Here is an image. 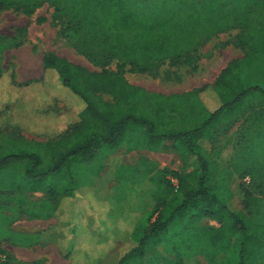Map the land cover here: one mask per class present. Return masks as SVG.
Wrapping results in <instances>:
<instances>
[{
	"label": "trees",
	"instance_id": "1",
	"mask_svg": "<svg viewBox=\"0 0 264 264\" xmlns=\"http://www.w3.org/2000/svg\"><path fill=\"white\" fill-rule=\"evenodd\" d=\"M234 1L210 0L208 11L203 12L202 3L196 0H0V9L32 12L44 3H51L60 13L67 9L68 22L77 33H84L88 41H101L110 54L142 72L158 73L167 59L174 65L196 62V52L207 40L239 26L249 48L244 58L233 60L222 70L213 85L169 96L150 94L132 85L120 70L90 71L65 57L45 53L42 82L15 84L8 93L10 102L23 108L19 113L40 110L41 101L31 102L26 95L33 90L36 94L42 83L56 98L72 100L77 108L75 120L59 139L34 147L16 141L5 151L0 147V170L27 160L31 166L26 180L37 184L71 169L76 161H89L101 148L116 150L126 145L128 150L158 151L169 144L182 149L184 162L198 160L201 168L181 177L176 193L160 201L154 220L148 215L142 217L144 213H137L135 218H115L107 204L102 205L97 198L92 202L82 198L83 187L62 188L57 181L41 190L51 198L59 195L55 209L61 213V228L45 231L33 242L56 243L70 264H84L79 255L86 248L85 242L93 241L95 251L107 247L104 260L102 253L86 254L91 264H100L108 261V252L118 244L110 238L126 235V241L111 255L112 264H154L164 235L186 236L199 221L211 219L221 227H197L201 235L189 245L183 243L184 247L182 241L174 242L175 261L165 264H182L188 255L202 256L209 264H264V164L250 167L251 163L241 174L245 179L252 177L248 183L239 184L245 210L241 214L229 207L221 193L231 184L229 178L221 187L216 184L218 165L210 160L205 146L207 140L215 141L218 127L229 114L246 113L248 98L259 102L263 124L253 140L264 145V33L258 37L254 34L251 11L245 16L236 13ZM7 46L0 36V53ZM98 91L111 93L114 101L103 100ZM210 91L220 98L213 109L203 103ZM196 106L204 115L191 128H158L167 110L178 115L189 110L195 114ZM60 120L64 121L63 117ZM140 127L146 130L135 139L133 131ZM11 260L7 257L4 264Z\"/></svg>",
	"mask_w": 264,
	"mask_h": 264
},
{
	"label": "rangeland",
	"instance_id": "2",
	"mask_svg": "<svg viewBox=\"0 0 264 264\" xmlns=\"http://www.w3.org/2000/svg\"><path fill=\"white\" fill-rule=\"evenodd\" d=\"M196 1L202 3L203 12L208 11L210 0ZM239 1H234V11L243 16L251 11L249 21L253 23L254 34L262 36L264 0ZM67 13V9L57 12L51 3H44L32 12L0 9V36L8 45L0 53V147L3 151L16 141L34 147L37 143L59 139L75 120L73 113L77 108L72 100L56 98L42 83L36 94L33 90L26 95L31 102L41 101L40 110L19 113L23 108L10 102L8 93L16 87L15 84L42 82L45 53H55L90 71L120 70L132 85L150 94L169 96L188 94L213 85L222 70L233 60L244 58L249 50L242 35L243 28L239 26L207 40L198 48L196 62L174 65L167 59L161 63L158 73L142 72L123 58L110 54L101 41H88L84 33H77L76 27L68 22ZM211 66L216 68L210 70ZM97 95L105 101H114V96L106 91H98ZM219 99L216 93L210 91L209 95H204L203 103L213 109L220 103ZM245 106L246 113L229 114L218 127L220 132L213 138L215 141L210 139L205 143L210 160L217 163L220 172L216 184L221 187L225 178H229L231 184L222 188L221 193L229 207L241 214L245 210L239 184L252 180L249 176L242 178L241 174L251 163L250 167L264 164V145L253 140L263 124L259 114L261 108L259 102L252 98L247 99ZM195 112L193 114L189 110L178 115L167 110L161 115L158 128L166 131L191 128L204 115L201 107L196 106ZM62 117L64 121L60 120ZM145 130L142 127L134 130L133 137L140 139ZM20 147L25 148V145ZM181 152L182 149L173 144L158 151L128 150L126 145L116 150L101 148L89 161H76L71 169L65 168L60 175L37 184L26 180V171L31 166L27 160L0 170V264H4L7 257L12 259L10 264H66L55 246L33 242L36 234L46 231L56 221L49 216L55 212L59 195L51 198L46 190L41 189H48L57 181L62 188L83 187L84 199L90 202L100 196L115 218H135L137 213H144L142 217L148 215L154 220L160 201L176 193L174 182L179 183L181 177L201 168L198 160L184 162ZM197 227L218 230L221 225L215 220L202 219L186 236L164 235L165 240L158 245L153 263H174L173 243L182 241V247L183 243H193L194 237L201 235L197 233ZM120 239L116 240L115 250L108 252V261L100 264L113 263L111 255L122 245L125 236ZM85 246L79 255L80 262L91 264L86 254L91 257L94 253H102V259L107 258L104 254L107 247L98 252L93 249V241H86ZM182 264L209 263L202 256L188 255L183 258Z\"/></svg>",
	"mask_w": 264,
	"mask_h": 264
},
{
	"label": "crops",
	"instance_id": "3",
	"mask_svg": "<svg viewBox=\"0 0 264 264\" xmlns=\"http://www.w3.org/2000/svg\"><path fill=\"white\" fill-rule=\"evenodd\" d=\"M215 68H216V66H211L210 70H214ZM82 196H83L82 198L85 197V195H82ZM97 196H98V195H97ZM97 200H99L100 203L103 202V201H101L100 196L97 197ZM103 204L105 205V204H107V203H106V202H105V203L103 202ZM62 207H63V206H62ZM59 215L61 216V213H60V212L58 213V210L55 209V212H54L53 216H49V217H51L50 219H52V217H53V220H54V218H55L56 221H55L54 225H52V226H51L49 229H47L46 231H53V230H57L58 228H61L62 220H61V218H59ZM43 232H45V231H42V232L36 234L35 236L40 235V234H42ZM124 236H126V235H124ZM110 239L116 241V240L118 239V237H116V236L114 235V236H112ZM119 239H120V238H119ZM126 239H127V237H126ZM126 239H124V240L126 241ZM120 240H121V239H120ZM38 243H40V242H38ZM47 244H51V245L55 246V247L58 249V252H59V254L61 255V257L63 258V260L66 262V264H70V261L66 260V259L62 256L61 251L59 250V247H58V245H57L56 243H47ZM35 245H37V244H35ZM114 246H115V243H114Z\"/></svg>",
	"mask_w": 264,
	"mask_h": 264
},
{
	"label": "built area",
	"instance_id": "4",
	"mask_svg": "<svg viewBox=\"0 0 264 264\" xmlns=\"http://www.w3.org/2000/svg\"><path fill=\"white\" fill-rule=\"evenodd\" d=\"M174 186H175V189H176V191L178 190V188H179V183H177V182H174ZM0 258H2V256H0ZM5 261V260H4Z\"/></svg>",
	"mask_w": 264,
	"mask_h": 264
}]
</instances>
